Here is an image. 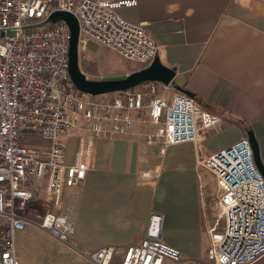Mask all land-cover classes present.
<instances>
[{
    "label": "built area",
    "instance_id": "2783aa9c",
    "mask_svg": "<svg viewBox=\"0 0 264 264\" xmlns=\"http://www.w3.org/2000/svg\"><path fill=\"white\" fill-rule=\"evenodd\" d=\"M139 0H0V264H26L16 236L28 226L46 230L97 264H112L115 246L83 252L70 238L75 230L72 206L64 209L67 187L80 186L94 166L96 139L126 134L135 121L146 127V140L170 144L199 142L226 120L172 84L147 81L103 98L79 90L69 71L71 30L64 20L48 21L55 10L79 21V53L97 40L141 67L149 65L160 43L146 24L125 18L120 8ZM161 82V81H160ZM78 129V145L69 160L62 134ZM36 131L47 148L21 143ZM218 186L221 220L210 229L207 264H250L264 255V175L248 135L199 158ZM144 172L143 175H150ZM42 196L39 197L38 193ZM39 197L45 212L29 203ZM219 219V218H218ZM163 216L151 212L144 238L129 245L121 264H163L180 260L181 251L161 236Z\"/></svg>",
    "mask_w": 264,
    "mask_h": 264
},
{
    "label": "crops",
    "instance_id": "0c3cea01",
    "mask_svg": "<svg viewBox=\"0 0 264 264\" xmlns=\"http://www.w3.org/2000/svg\"><path fill=\"white\" fill-rule=\"evenodd\" d=\"M120 12L145 23L160 43L161 61L176 68L170 93L177 86L193 91L226 122L199 142L170 144L164 153L160 142H147L139 121L126 134L97 138L94 166L80 186L65 189L64 209L72 206L75 223L70 241L85 253L115 246L112 262L121 264L126 248L144 238L155 211L163 216L162 239L181 251L180 260L207 264L210 229L219 223L218 186L199 158L253 129L264 162V0H139ZM78 131L65 134L69 160ZM30 227L17 233V249ZM250 264H264V255Z\"/></svg>",
    "mask_w": 264,
    "mask_h": 264
},
{
    "label": "rangeland",
    "instance_id": "374dc122",
    "mask_svg": "<svg viewBox=\"0 0 264 264\" xmlns=\"http://www.w3.org/2000/svg\"><path fill=\"white\" fill-rule=\"evenodd\" d=\"M88 49V50H87ZM87 49L83 50L80 56V66L85 74L92 79H99L106 75L124 74L122 70L134 66L136 69L140 68L138 62L127 59L119 54L113 48L97 41L90 39L87 44ZM134 69V70H136ZM127 73V72H125ZM138 88L147 89V81L136 85ZM158 87H163L162 82L158 81ZM100 93L97 94L99 98H103L110 94ZM113 93V92H112ZM147 130V129H146ZM74 130H70L72 133ZM69 133V134H70ZM63 139L68 136L62 134ZM21 143L24 146L33 148H47L49 140L43 138L36 131L23 132L21 134ZM41 196V192L38 193ZM218 211V218L219 217ZM28 233L24 235L23 241L19 242L18 249L22 253L23 262L27 264H93L91 260L87 259L84 255H76L74 251L64 243L58 241L47 232L30 227L27 229ZM28 236V237H26ZM17 249V250H18ZM116 253V248H115ZM114 253V254H115ZM27 259V260H25ZM184 260H176L168 256L165 257L163 264H186ZM97 264V263H95ZM112 264H116L115 261ZM119 264V263H118Z\"/></svg>",
    "mask_w": 264,
    "mask_h": 264
},
{
    "label": "water",
    "instance_id": "95a60500",
    "mask_svg": "<svg viewBox=\"0 0 264 264\" xmlns=\"http://www.w3.org/2000/svg\"><path fill=\"white\" fill-rule=\"evenodd\" d=\"M64 20L71 30L69 49V71L75 86L84 92L91 94L108 93L136 86L145 81H161L166 84L174 83L177 70L175 67L163 63L159 56L147 66L124 74L106 75L99 79L89 78L80 66L79 53V21L71 12L66 10H55L48 17V21L56 22ZM177 89L195 97V93L189 89L177 86ZM248 137L255 153L256 163L264 175V162L261 158L260 146L253 129L248 130Z\"/></svg>",
    "mask_w": 264,
    "mask_h": 264
},
{
    "label": "trees",
    "instance_id": "16d2710c",
    "mask_svg": "<svg viewBox=\"0 0 264 264\" xmlns=\"http://www.w3.org/2000/svg\"><path fill=\"white\" fill-rule=\"evenodd\" d=\"M34 206L37 207V208H39V210L42 211V212H45V210H46V205L42 201V199H40V198H36V199L32 200L29 203L28 210H31L32 207H34Z\"/></svg>",
    "mask_w": 264,
    "mask_h": 264
}]
</instances>
